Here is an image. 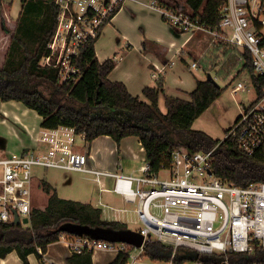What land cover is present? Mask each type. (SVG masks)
<instances>
[{"label":"built area","instance_id":"obj_1","mask_svg":"<svg viewBox=\"0 0 264 264\" xmlns=\"http://www.w3.org/2000/svg\"><path fill=\"white\" fill-rule=\"evenodd\" d=\"M54 1L58 7L57 27L48 45L50 53L41 63L58 67L61 81L76 79L80 69L74 58L88 40L101 35L125 0ZM153 4L181 32L191 37L208 33L213 36L210 45L225 41L235 50L240 49L244 65L246 54H250L253 73L260 79L261 93L251 75L257 96L241 107L230 133L237 137L242 151L254 153L264 143V0H225L216 28L208 27L184 9L161 5L157 0ZM190 67L197 68L198 61H193ZM241 89L246 90L247 85L239 81L232 91ZM78 137L83 145L79 144ZM39 142L40 146L31 150L0 157V222H14L18 215L20 223L25 224L22 220L31 218L34 167L40 166L114 177L113 190L126 202L135 204L137 230L145 238L143 246L134 250H143L151 237L173 247L170 264L174 263L173 257L180 247L193 249L200 255L253 253L257 245L264 248V182L239 186L217 177L211 168L214 149L190 152L177 148L172 152L170 166L157 172L144 157L141 174H134L90 167L89 141L85 133L77 132L73 126L42 128ZM163 170L168 171V176L160 178L159 172ZM67 236L64 232L60 235L61 239H68ZM68 241L76 251L128 249L125 242L88 236H76ZM134 250L129 253L128 263L140 264ZM39 251L43 264H59L41 248ZM191 263L203 264L200 260Z\"/></svg>","mask_w":264,"mask_h":264},{"label":"trees","instance_id":"obj_2","mask_svg":"<svg viewBox=\"0 0 264 264\" xmlns=\"http://www.w3.org/2000/svg\"><path fill=\"white\" fill-rule=\"evenodd\" d=\"M225 0H186L188 12L200 18L208 27L219 25V10ZM161 5L163 2H159ZM5 1L0 0V16ZM8 9L11 4L8 3ZM58 7L54 0H22V10L15 27L6 22L1 27L9 35L4 59H0V99L18 100L42 116V128L69 125L85 133L91 142L101 135L111 136L118 144L128 136L141 142L153 171L170 166L172 152L182 148L190 152L213 151V173L239 186L264 182V143L254 153L242 151L237 137L226 130L222 140L214 138L203 129L195 128V120L221 96L225 87L211 79H197V87L189 93L190 99L165 94L166 111L160 105L164 92V79L160 75L155 85L146 86L142 95H133L121 81H113L110 73L116 66L114 58L100 62L95 49L98 37L90 39L81 48L74 63L80 73L76 79L61 81L60 70L53 65H42L43 57L50 53L49 43L57 27ZM4 19V18H3ZM228 46L232 47L229 43ZM246 64L261 93L260 79L253 73L251 56L246 54ZM207 73L209 72L206 70ZM48 194L45 206H33L30 223L0 222V257L16 251L24 264H31L30 254L42 259L39 248L47 252L48 246L61 239L60 226L74 223L125 229V222L103 218L102 209L91 203L62 198L46 179L41 181ZM68 236H81L64 232ZM82 236H88L83 234ZM135 246L128 244L108 264H128L129 253ZM145 256L154 261H170L173 247L148 238ZM200 260L203 264H264V248L257 245L253 253L225 252L198 254L180 247L173 262ZM71 264H93V251L74 250L67 258Z\"/></svg>","mask_w":264,"mask_h":264},{"label":"crops","instance_id":"obj_3","mask_svg":"<svg viewBox=\"0 0 264 264\" xmlns=\"http://www.w3.org/2000/svg\"><path fill=\"white\" fill-rule=\"evenodd\" d=\"M4 1L5 6L0 16V59H4L10 41L9 35L2 29L1 23L2 21L6 22L7 25L14 28L22 10V0ZM8 3L11 4L9 9ZM170 5L172 4L170 3ZM198 34L191 37L171 25L165 20L158 5L153 4V0H125L97 38L96 55L100 62L108 58L116 60V66L109 78L113 81L123 82L133 95H142L143 89L148 85H155L158 76L162 75L164 92L160 95L161 105L162 100L165 103V94L190 99L189 93L197 87V79L205 78L201 75L202 68L199 63L197 68L190 67L191 63L195 61L192 56L195 55L194 50L202 43ZM199 118L200 116L195 122ZM41 121L42 116L23 102L0 99V126L13 135L11 142L5 143V152L0 151V155L7 156L40 146ZM142 147L136 136L125 137L119 144L111 136H98L89 143V166L100 170L120 172V169H123L120 152L124 151L125 156L132 157L133 160H143L146 153ZM140 167L141 165L131 167L128 173L140 172ZM108 177L114 178L102 173L93 175V181L99 187V194L97 197L90 195V198L81 202L100 207L105 219L126 220L130 209L119 204L112 195L115 191L113 186L108 185ZM46 180L54 186L55 181L52 178L48 177ZM34 187L32 197L35 206L37 199ZM59 196L62 197L60 194ZM123 200L125 201V199ZM134 208L132 212H134ZM73 251L68 239H60L48 246L47 254L54 257L59 264H71L67 258L72 255ZM118 253L117 250L114 252L111 249L97 250L96 253L94 251L93 264H108L116 258ZM35 258L37 262L43 264L42 259L37 255L30 254L31 264ZM0 264L24 263L17 252L12 251L4 258L0 257Z\"/></svg>","mask_w":264,"mask_h":264},{"label":"rangeland","instance_id":"obj_4","mask_svg":"<svg viewBox=\"0 0 264 264\" xmlns=\"http://www.w3.org/2000/svg\"><path fill=\"white\" fill-rule=\"evenodd\" d=\"M185 1L186 0H157V3L163 2L162 4L169 6L171 3L174 7L187 10ZM198 38L202 39V43L194 50L195 55L192 56L195 61H198L202 68L201 75L204 78L208 77V74H210L221 87H225V90L221 96L218 97L200 116L193 126L206 131L209 130L208 132L214 138L222 140L226 136V130L234 126L241 113V107L249 103V101L253 100L257 95L255 93L250 69L244 65L245 60L242 56H240V49L235 50L233 46H228L225 41H216L210 45V42L213 40V36L208 33L200 32L198 34ZM242 68L243 70L240 71ZM206 70L209 72L207 73ZM239 81L245 83L247 85V89H241L233 92L232 89ZM161 108L163 111H166V106L163 100L161 102ZM11 139H13L12 133L8 130L6 131L4 127L0 126L1 152H5V143L11 142ZM101 139L104 140L105 138ZM78 142L83 145V141L80 137H78ZM83 149L84 148H82V150ZM124 153L125 152L122 151L119 154L120 162L123 165V169H120V172L128 173L131 167L133 168L134 166H139L144 163L143 160H133L132 157L125 156ZM0 157L5 156L0 155ZM34 173L36 175L34 187L35 198L37 199L35 206H44L46 204L47 193L43 190L41 181L48 177L55 181L54 186L58 189L59 194L64 198L86 201L90 198V195L97 197L99 194L98 184L93 181V175H95L93 173L83 171H67L57 168H44L40 166L34 167ZM134 174H141V171H137V173ZM167 176L168 171L163 170L159 172L160 178H165ZM108 183L109 186L114 187V178L111 179L108 177ZM112 195H114V197L118 200L119 204H122L130 209L128 212V219L117 221L125 222L130 228L137 230L139 227V224L136 223L137 216L136 213L132 212L135 204L125 202L123 200V196L118 193H114ZM67 237L71 240L74 238L72 236ZM96 252L97 250H95V253ZM134 253L139 255L140 264H170L167 261H154L150 259L145 256L144 250H141V248L134 250ZM49 256L51 255L49 254ZM52 258L55 260L54 257ZM186 263L192 264L191 261H186ZM33 264L41 263L37 262L35 258Z\"/></svg>","mask_w":264,"mask_h":264},{"label":"water","instance_id":"obj_5","mask_svg":"<svg viewBox=\"0 0 264 264\" xmlns=\"http://www.w3.org/2000/svg\"><path fill=\"white\" fill-rule=\"evenodd\" d=\"M208 79H211L216 85H219L217 81L208 74ZM20 218L16 216L14 223H20ZM23 223H29L30 219L25 217L22 220ZM60 230L64 232H72L78 235L87 234L96 240H107L110 242H125L135 247H141L144 244V235L138 230H134L130 227L125 229H113L110 227L97 226L92 227L90 225L74 223L67 221L60 226Z\"/></svg>","mask_w":264,"mask_h":264},{"label":"bare ground","instance_id":"obj_6","mask_svg":"<svg viewBox=\"0 0 264 264\" xmlns=\"http://www.w3.org/2000/svg\"><path fill=\"white\" fill-rule=\"evenodd\" d=\"M189 35V34H188ZM102 170V169H101ZM96 250H101V249H96ZM113 251H115V250H113Z\"/></svg>","mask_w":264,"mask_h":264}]
</instances>
